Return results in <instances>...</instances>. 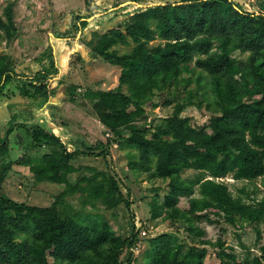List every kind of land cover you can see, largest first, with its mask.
<instances>
[{
	"label": "trees",
	"instance_id": "trees-1",
	"mask_svg": "<svg viewBox=\"0 0 264 264\" xmlns=\"http://www.w3.org/2000/svg\"><path fill=\"white\" fill-rule=\"evenodd\" d=\"M18 2L9 1L4 7L0 40L3 37L10 42L22 29L16 17ZM257 7L251 12L234 0L159 2L125 13L124 29L113 27L102 34L95 33L96 39L87 41L95 58L120 68L117 89L88 94L94 100L100 123L114 141L137 151L138 160L131 163L132 168L149 171L155 167L150 176L168 181L169 193L162 202L158 203V197L151 201L152 217L163 213V220L184 219L189 233L200 238L202 245L211 242L201 239L204 232L192 220L211 222L209 214L221 216L233 226L239 222L255 225L257 236L261 237L257 225L264 221V198L253 204L245 202L234 197L228 184L221 180L231 175L235 180L254 181L264 175V3L260 1ZM87 25L88 21L83 20L79 25L75 23L73 29ZM72 31L57 35L65 38ZM154 41L158 43L153 44ZM132 43L134 46L127 53L120 54L114 48ZM235 51L246 54V58L234 55ZM38 60L39 69L27 76L17 73L8 48L0 53V97L14 79L18 80L21 85L16 90L25 104L22 111L31 118L34 106L44 105L51 97L70 98L78 89L67 82L54 84L58 71L51 51L40 54ZM194 69L199 70L198 83L203 75L209 77L216 104L201 126L181 116L185 103L167 96L182 73L194 74ZM171 105L170 115L159 123L155 119L148 123L147 107ZM207 107L210 108L209 103ZM16 119H11L14 126L8 122L0 129V186L10 170V164L4 162L9 139L15 131L24 130L31 138L27 148H50L42 161L31 167L37 180L76 191L80 182H72L69 175L76 172L71 161L81 153L69 152L52 129ZM142 120L146 124L141 128L136 124ZM113 140L99 143L97 147L104 150L96 155L106 156L105 150ZM186 170L198 174L184 179L181 174ZM87 181L81 190L94 199H102L107 208L124 202L133 223L130 236L116 235L107 221L100 225L79 222L74 216L62 214L56 204L39 207L17 202L0 189V264H121L125 250L129 251L127 264H132L140 229L130 202L120 194L111 177ZM182 197L188 199L187 211L179 208ZM149 243L151 253L142 264H203L207 255L206 248H185L183 242L169 234L151 238ZM213 245L218 247L221 264H264V246L261 255L239 260L227 252L221 238Z\"/></svg>",
	"mask_w": 264,
	"mask_h": 264
},
{
	"label": "rangeland",
	"instance_id": "rangeland-1",
	"mask_svg": "<svg viewBox=\"0 0 264 264\" xmlns=\"http://www.w3.org/2000/svg\"><path fill=\"white\" fill-rule=\"evenodd\" d=\"M9 1L12 0H0L2 19H5L3 11ZM167 1L179 0H19L16 17L21 21L22 29L10 42L2 37L0 53L8 48L17 73L33 76L41 64L38 56L51 51L58 71L53 77L54 84L59 81L67 82L75 84L78 89L70 98L60 95L51 97L49 102L42 104L43 106H34L31 118L30 114L22 111L24 99L16 90L21 83L14 79L0 97V129L8 126L13 117H17L19 122L24 120L27 125L38 122L48 130L51 129L48 121H51L55 124V128H52L54 135L67 150H77L81 153L71 161L76 172L69 175L72 182H80V185L76 191L69 192L65 185L37 180L31 167L41 162L42 156L49 152L50 148L46 145L27 148L31 144V138L27 137L23 130L15 131L9 139L10 148L4 162L10 164V170L0 189L11 199L28 205L50 207L56 204L62 214L74 216L79 222L88 225H100L102 221H107L116 235L125 238L131 235L133 223L124 202L121 201L109 209L102 199H94L88 192L81 190L87 185L88 179L100 181L104 177L113 178L120 194L130 202L131 213L137 221L135 224L140 229L132 264L145 262L151 253L149 239L162 234L176 236L185 244V248L192 245L206 248L207 255L203 264H221V259L217 256L218 247L213 245L218 238L225 242L227 252L235 254L239 260L259 256L264 246V221L257 225L261 233V237H258L255 225L248 222H239L233 226L221 216L210 214L209 218L213 223L207 220H192L194 226L204 232L201 239L211 242L209 245H202L200 238L189 233V224L184 219L163 220V213L153 218L151 201L158 197V203L162 202L163 197L169 193L168 181L150 176L155 167L149 171L132 168L131 163L138 160L137 151L113 140L114 137L107 133V129L99 121L93 108V98L88 96L90 92L97 90L117 89L120 68L95 58L91 44L87 41L95 40V33L99 35L113 27L124 29L122 19L125 13ZM260 1L264 3V0H234L251 12L258 10ZM83 20L88 21V25L84 29L79 26L74 30L75 23L79 25ZM70 30L73 31L68 37L59 38L57 35V32ZM2 32L0 30V33ZM152 43L157 44L158 41ZM133 46L132 43L117 45L114 48L123 54L130 52ZM234 55L240 58L247 56L239 55L238 51H235ZM194 70V74L183 72L176 84L170 87L167 96L174 102L185 103L186 107L181 116L189 117L192 124L201 126L209 117L210 111L215 110L216 104L209 77L203 75L198 83L196 78L199 70ZM190 102L193 103L189 104ZM208 103L210 108L207 107ZM146 110L148 123L152 119L159 123L171 114L172 105L155 109L147 107ZM145 124L142 120L136 125L142 128ZM9 125L14 126L12 123ZM124 134L129 135L127 131ZM109 139L113 141L109 149L105 150L106 156H97L96 154L104 150L97 147L98 144H107ZM197 174V171L186 170L181 176L184 179H193ZM221 180L228 184L234 197H240L245 202L253 204L264 198V175L254 181L235 180L231 175ZM195 195H198L197 191ZM118 196L119 192L116 193L117 198ZM179 208L182 211L188 210L187 198H181ZM128 257L129 251L125 250L120 257L121 264H127ZM48 259L53 262L50 256Z\"/></svg>",
	"mask_w": 264,
	"mask_h": 264
},
{
	"label": "water",
	"instance_id": "water-1",
	"mask_svg": "<svg viewBox=\"0 0 264 264\" xmlns=\"http://www.w3.org/2000/svg\"><path fill=\"white\" fill-rule=\"evenodd\" d=\"M49 122V127L52 129V128H55V124H53L51 121H48Z\"/></svg>",
	"mask_w": 264,
	"mask_h": 264
}]
</instances>
